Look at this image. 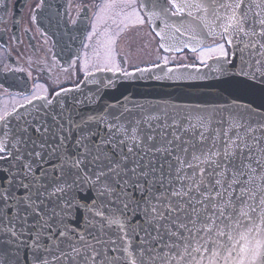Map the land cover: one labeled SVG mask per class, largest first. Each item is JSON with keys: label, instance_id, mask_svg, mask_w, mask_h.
Segmentation results:
<instances>
[{"label": "snow or ice", "instance_id": "snow-or-ice-1", "mask_svg": "<svg viewBox=\"0 0 264 264\" xmlns=\"http://www.w3.org/2000/svg\"><path fill=\"white\" fill-rule=\"evenodd\" d=\"M167 4L171 10L163 0H140L139 4L137 0H109L105 7L120 17V31L143 25L141 10L150 23L156 18L186 15L207 29V35L224 41L207 49L208 53L227 57L225 43L240 53L238 71L231 74L264 83V0H167ZM165 28L183 35L182 27L165 23ZM160 47L179 51L164 44ZM204 55L201 53L202 58ZM224 63L229 62L221 61L216 69L222 75L234 67V62L229 68ZM97 70L119 72L120 68L114 57L106 55ZM11 115L0 116L4 122L0 162L8 165L3 171L9 173L7 186L0 184V206L5 209L0 214V264H21V249L27 264H50L47 257L54 251L60 253L53 257L57 264L61 259L66 264H264V124L253 126L243 116L230 114L217 121H231L228 128L213 130L206 110L196 109L186 115L178 113L179 119L173 117L171 124H158L162 128L159 142L157 128L151 125L159 117L152 116L137 121L131 135L122 125H109L107 136L95 140L96 134L88 131V122L94 118L88 117L79 124L69 120L79 133L74 150L69 151L64 126L55 116L53 121L59 127L54 130L28 122L12 129L7 119ZM16 119H21L19 114ZM141 123H148V134L140 129ZM169 128L173 129L170 139ZM33 131L40 134L39 141L33 138ZM46 155L58 161L53 171L60 172L56 180L62 183H48L44 168L36 174L34 165ZM104 161L107 171H97L96 181H88L87 176L83 179L94 186L101 177L115 178V184H105L101 194L119 193L123 203V220L104 217L108 226H119L120 239L126 241L122 248L116 240L78 233L70 227L77 210L94 216L103 213L95 210L94 200L80 204L75 196L66 199L75 182L68 184L63 177L72 170L89 172ZM17 189H23V194H17ZM57 194L60 202L49 209L46 199ZM129 211L133 216L142 212L144 217L135 225V235L144 232L135 251L127 243L126 229L132 227ZM85 220L88 225L94 223ZM100 231L102 235L103 225ZM62 244L67 250L61 249Z\"/></svg>", "mask_w": 264, "mask_h": 264}, {"label": "water", "instance_id": "water-1", "mask_svg": "<svg viewBox=\"0 0 264 264\" xmlns=\"http://www.w3.org/2000/svg\"><path fill=\"white\" fill-rule=\"evenodd\" d=\"M152 23L156 30L162 32V35H159L161 36L160 43L173 49L179 48V51L186 48L194 52L192 49L197 50L204 44L220 39L207 35V29L200 26L198 22L188 20L186 15L170 16L166 20L156 18ZM165 23L182 27L183 35L175 32L174 28H165ZM229 48V57L216 56L208 59L204 64H183V66L172 67L161 64L160 66L140 68L148 69L147 71H137V69L129 71L127 73H131V75L128 77L124 75L125 72L96 71V73L87 75L75 87L65 88L54 93L51 99L34 100L21 105L15 112H10L12 115L7 118L9 126L15 129L18 125L28 122L33 127L44 124L55 130L59 127L53 121L55 116L64 126L62 134L68 137L65 147L69 151H73V145L79 133L72 127L69 120L79 124L81 120L88 117L94 118L88 122V131L96 134L93 136L95 140L107 136L109 125H122L127 129L128 135H131V130L136 126L137 121H143L146 117L152 116L159 117L158 121H151L152 127L157 128L156 135L159 142V133L162 128L157 127L158 124H171L173 117L179 119L178 113L186 115L196 109L206 110L210 121L209 128L213 130L228 128L231 121L223 124L217 123V121L226 120L230 114L237 117L243 116L246 120H250L253 126L264 124V83L259 80L253 82L246 77L231 74L233 71H238L241 58L235 48L231 46ZM168 51L176 52L175 50ZM221 61L234 62V67L228 74L222 75L216 70L220 67ZM229 63H224L223 66L229 68ZM168 69H172V71L169 72ZM245 69L247 70V65H245ZM49 101H51L50 104ZM17 114L21 117L19 121L16 119ZM3 123V121L0 123V138H3ZM139 127L145 134L150 132L148 123H141ZM172 131V128L167 130L169 139ZM257 134L259 135V133ZM229 135H234V132H230ZM32 136L38 141L41 139L40 134L34 131ZM117 138L122 139L123 136ZM52 142L49 141V143ZM157 160L158 163L161 162L159 157ZM261 162L264 163V160ZM106 164L107 162L104 161L99 168L92 166L89 172L77 173L72 170L63 177V180H66L68 184L75 182L72 189L67 192L66 199L75 196V202L80 204L84 202L91 204L94 200L95 210L103 213V216H94L87 213L86 210H77L72 214L70 227L76 228L78 233H84L88 229V225L82 224L80 228L77 226V221L81 222L86 217L89 220H99L100 226L97 228L96 235L101 236L104 240H116L117 245L122 248L126 241L120 239L123 233L119 226H108L104 217H112L117 210L119 214L115 217H120L123 220L124 217L121 215L124 212L123 203L118 199L119 193L111 196L107 193L101 194L105 184H115V178L110 175L101 177L94 186L86 183L83 179L87 176L88 181H96L95 173L100 170L107 171ZM253 166L255 167V165ZM7 167V164L0 162V184L4 186H7L9 178V173L3 171ZM57 167L58 161L55 157L47 155L43 162L37 161L34 165L37 175H39V168H44L48 172L47 182L50 184L63 182L56 180V177L60 176V172L53 171V169ZM17 194L22 195L23 189H17ZM59 202V194L53 196L50 201L46 199L49 209L55 207ZM4 210V207L0 206V214ZM127 215L132 223V227L126 229L127 243L135 251L139 248L140 238L144 236L143 231L139 235L134 234L135 225L144 217L142 212L133 216V213L129 211ZM102 225L103 234L101 235ZM60 247L67 250L66 244H62ZM24 255H26L25 250L21 249V264H27V261L23 259ZM59 255V251L48 255L50 264H57L53 257ZM112 255H117V253H112ZM119 255L123 256L124 253L120 252ZM59 264H66V262L61 259ZM121 264H126V261Z\"/></svg>", "mask_w": 264, "mask_h": 264}, {"label": "flooded vegetation", "instance_id": "flooded-vegetation-1", "mask_svg": "<svg viewBox=\"0 0 264 264\" xmlns=\"http://www.w3.org/2000/svg\"><path fill=\"white\" fill-rule=\"evenodd\" d=\"M108 2L0 0V116L26 101H43L75 87L103 66L106 55L114 57L119 72L193 63L187 50L175 53L160 47L159 31L145 10H141L143 25H129L120 31L123 24L105 7ZM163 2L171 9L167 0Z\"/></svg>", "mask_w": 264, "mask_h": 264}, {"label": "rangeland", "instance_id": "rangeland-1", "mask_svg": "<svg viewBox=\"0 0 264 264\" xmlns=\"http://www.w3.org/2000/svg\"><path fill=\"white\" fill-rule=\"evenodd\" d=\"M216 44H219V43L218 42H215V43L209 42L207 44H204L203 47L199 48L197 51L194 52L192 57H196V59L197 58L199 59L198 61H202V60H205V58L210 59V58H214V57L218 56V55H216V56L211 57L210 55L215 54V53H208L207 52V49L215 47ZM107 46H108V43H107ZM107 46H106V48H107ZM201 53H205L203 58L201 56Z\"/></svg>", "mask_w": 264, "mask_h": 264}, {"label": "bare ground", "instance_id": "bare-ground-1", "mask_svg": "<svg viewBox=\"0 0 264 264\" xmlns=\"http://www.w3.org/2000/svg\"><path fill=\"white\" fill-rule=\"evenodd\" d=\"M118 214H119L118 211L115 210V212L113 213L112 217H115ZM92 221H94V223L92 225H88L86 223V220L82 219L81 222L77 221V226H80V228H81L82 224L88 225V229L84 233H92L93 235H96L97 228L100 226L99 220H93L92 219Z\"/></svg>", "mask_w": 264, "mask_h": 264}]
</instances>
